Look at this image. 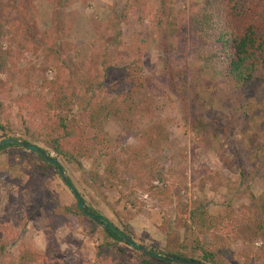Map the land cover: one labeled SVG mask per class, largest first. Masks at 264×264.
<instances>
[{
  "label": "rangeland",
  "instance_id": "rangeland-1",
  "mask_svg": "<svg viewBox=\"0 0 264 264\" xmlns=\"http://www.w3.org/2000/svg\"><path fill=\"white\" fill-rule=\"evenodd\" d=\"M126 1H62L59 10L65 15L64 23L68 28L62 44L52 30L53 8L49 0H32L36 19L29 25L32 31L30 40L33 41L32 37L37 33L43 35L44 42L40 40L32 46L27 45L25 50L18 42H11V38L22 40L24 35L19 29L6 34L9 26L4 22V16L0 17V45L15 54L14 61H18V67L22 69L21 80L16 81L11 89L0 86V103L3 104L0 125L9 137L18 139L25 126L38 127L42 123L38 104L50 98V94L42 89V81L52 80L55 73L53 57L47 56L51 54L50 49L60 44L57 49L69 61L73 60L74 65L87 62L97 38L93 25L118 21ZM172 1L175 10L187 15L191 3L201 0ZM145 2L147 18L141 22L133 18L128 25H121L119 47L107 54L111 68L106 78L107 84L112 85L128 72L140 69L139 77L144 81V88L135 96V101L141 113L134 120L130 136L127 137L124 128L114 120L108 121L105 131L112 139H122V145L133 147L145 128L152 124L165 126L167 141L157 153L149 152V159H154L163 171L164 184L178 192L182 206L199 201L212 215L223 213L229 207L233 217L225 234L240 222L250 197L264 202V86L249 92L229 91L221 80L202 68L189 51L187 40L178 41L172 50L174 68L185 71L188 85L187 103L182 106L167 89L160 74L159 59L163 54L156 49L157 35L148 18L157 10L158 0ZM9 17L10 22L15 21L13 16ZM181 32L186 33V29ZM1 81L4 83V77ZM197 118L211 124L201 137L190 130L191 121ZM12 150L18 148L4 149L0 153V247H4L0 251V264H19L22 246L46 254L51 247L48 224L51 212L58 205L70 206L75 201L55 171L48 169L44 174L36 173L35 168L43 165L35 156L29 153L17 156L10 154ZM50 156L54 157L53 154ZM223 161L229 168L223 166ZM81 169L83 171H69L65 175L81 189H86L83 181L90 183L87 174L90 164L83 162ZM134 185V181L129 180L126 187L119 189L121 195L117 192L101 193L102 190L96 188L85 196V200L91 201L92 207L116 227L122 229V225H126L139 245L162 249L180 232L174 230L179 218L177 203L173 199V205L169 206L151 199ZM34 209L38 216L33 220L30 213ZM86 230L73 225L71 230L61 228L55 233L62 262L94 260V242ZM230 245L232 256L247 248L242 241ZM261 248L262 244L258 242L252 251L258 252ZM129 258L136 262L132 252ZM253 264H264V259Z\"/></svg>",
  "mask_w": 264,
  "mask_h": 264
},
{
  "label": "trees",
  "instance_id": "trees-1",
  "mask_svg": "<svg viewBox=\"0 0 264 264\" xmlns=\"http://www.w3.org/2000/svg\"><path fill=\"white\" fill-rule=\"evenodd\" d=\"M62 1L49 0V3L53 8L52 30L64 44L63 38L68 28L64 23L66 17L59 10ZM145 8V0H127L118 21H109L103 26L95 23L93 28L97 38L85 63L74 65L73 60L69 61L57 49L60 44H56L55 49H50L51 54H47L53 57L55 73L52 80L42 81V89L50 94L49 100L38 104L42 123L38 127L25 126L18 140L38 147L48 157L53 154L51 159L60 164L64 173L83 171L82 163L88 162L91 168L87 172L90 183L83 181L86 189H81L71 177H66L87 210L105 227L83 215L75 201L70 206L58 205L48 221L50 250L46 254H38L32 248L22 246L19 264H66L62 262L63 256L54 236L59 229L71 230L73 225L87 229V236L94 242V260L75 259L71 264H168L133 251L124 242L127 239L138 244L128 227H116L92 207L91 201L88 203L85 200V196L96 188H100L101 193L117 192L121 195L119 189L126 187L129 180L134 181V186L151 199L169 206L173 205V199L177 203L179 218L174 230H179V234L177 232L172 243L162 249L141 245L151 252L201 264H253L264 259V202L250 197L251 201L245 207L240 222L235 223L236 227L232 226V231L224 234L232 221L231 209L227 207L225 212L212 215L206 205L199 201L182 206L178 192L164 184L163 171L154 159H149V152L157 153L167 141L165 126L152 124L145 128L133 147L122 145V139H112L105 131L108 121L114 120L124 128L128 137L135 118L141 113L135 101V96L144 88V81L139 77L141 70L128 72L112 85L107 84L106 78L111 68L107 54L119 47L121 25H128L133 18L143 21L147 18ZM9 16H13L15 21L10 22ZM35 16L32 0H0V17L9 26L6 34L19 29L20 34L24 35L23 39L13 37L11 42H18L24 50L27 45L32 46L40 40L44 42L43 35L37 33L33 35V41L30 40L32 31L29 25L36 19ZM149 16V23L157 35L156 49L163 54L159 59L160 74L167 89L182 106L187 103L188 85L185 71L174 68L172 50L173 44L178 41L187 40L189 51L202 68L221 80L229 91L249 92L264 86V0H201L191 3L187 15L175 10L172 0H158L157 10ZM184 28L186 33L181 32ZM14 56L13 52H7L0 45V86L8 89L21 80L22 69L18 67V61H14ZM1 77H4V83ZM2 112L3 104L0 103V115ZM210 126L197 118L191 121L190 130L201 137ZM0 132L1 141L12 139L1 125ZM14 147L0 148V153ZM17 148L10 154L23 156L29 153L43 165L35 168L36 173L44 174L52 169L60 178L50 161ZM223 166L229 168L226 161H223ZM30 214H33L34 220L38 211L34 209ZM118 222L120 224L122 221ZM237 241L247 244V248L232 256L230 244ZM258 242L262 248L253 252L252 247ZM2 247L0 251H3ZM130 252L135 254L136 262L130 260Z\"/></svg>",
  "mask_w": 264,
  "mask_h": 264
},
{
  "label": "water",
  "instance_id": "water-1",
  "mask_svg": "<svg viewBox=\"0 0 264 264\" xmlns=\"http://www.w3.org/2000/svg\"><path fill=\"white\" fill-rule=\"evenodd\" d=\"M10 145H14L16 147H19V148H22V149H26L27 151L33 152L36 155H40L44 159H46L47 161H50L55 166V168L57 169V172L60 175V178L62 179L63 184L67 187V189L71 193L73 199L75 200L77 209L79 211H81L83 215H85L87 218H89L94 223L100 224L101 226L105 227V225L102 224L95 215L91 214L87 210L86 206L84 205V203L82 202L80 196L78 195L76 189L74 188L73 185H71L68 182V179H67L64 171L62 170L60 164L56 160L51 159V156L48 157L46 155V153H44L38 147L33 146V145L25 144V143H23L22 141H20L18 139H6V140H3V141L0 142V148H5V147L10 146ZM124 242L127 243L131 247V249L133 251L142 253L144 256L152 257V258H154V259H156L158 261L164 262V263H168V264H201L199 262L192 261V260L186 261V260L178 259V258H175V257H163V256H160V255H158L156 253H153L150 250L146 249L145 247H143V246H141L139 244L133 243L132 241H129L127 239H124Z\"/></svg>",
  "mask_w": 264,
  "mask_h": 264
},
{
  "label": "crops",
  "instance_id": "crops-1",
  "mask_svg": "<svg viewBox=\"0 0 264 264\" xmlns=\"http://www.w3.org/2000/svg\"><path fill=\"white\" fill-rule=\"evenodd\" d=\"M58 232H59V231H58ZM58 232H57V233H58ZM57 238H59V235H58V237H57Z\"/></svg>",
  "mask_w": 264,
  "mask_h": 264
}]
</instances>
